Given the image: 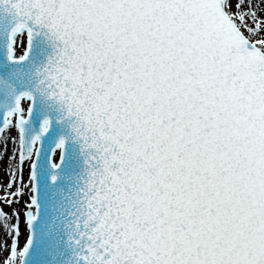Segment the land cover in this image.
I'll list each match as a JSON object with an SVG mask.
<instances>
[{"label":"snow or ice","instance_id":"1","mask_svg":"<svg viewBox=\"0 0 264 264\" xmlns=\"http://www.w3.org/2000/svg\"><path fill=\"white\" fill-rule=\"evenodd\" d=\"M0 264H264V0H0Z\"/></svg>","mask_w":264,"mask_h":264}]
</instances>
